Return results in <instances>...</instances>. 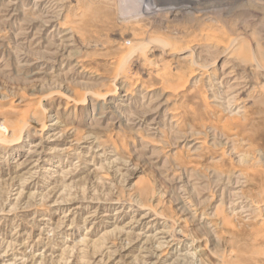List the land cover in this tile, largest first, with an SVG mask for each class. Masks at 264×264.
I'll use <instances>...</instances> for the list:
<instances>
[{"label":"rangeland","instance_id":"374dc122","mask_svg":"<svg viewBox=\"0 0 264 264\" xmlns=\"http://www.w3.org/2000/svg\"><path fill=\"white\" fill-rule=\"evenodd\" d=\"M165 1L0 0V264H264V0Z\"/></svg>","mask_w":264,"mask_h":264},{"label":"bare ground","instance_id":"6f19581e","mask_svg":"<svg viewBox=\"0 0 264 264\" xmlns=\"http://www.w3.org/2000/svg\"><path fill=\"white\" fill-rule=\"evenodd\" d=\"M165 1V0H164ZM198 1V0H197ZM210 1V0H209ZM168 2V1H167ZM173 2V1H172ZM174 3H175V1H174ZM202 3V2H201ZM207 3V2H206ZM205 3V4H206ZM214 3V2H213ZM158 4H160V5H163L164 6V4H166V1L165 2H163V0H120V14H122V16H131V15H135V17L136 18H139V17H141V16H144V14H150V13H154V14H157V13H161V12H165V13H175V11H174V9L173 8H164V7H159V5ZM173 4V3H172ZM196 6H198V5H196ZM190 7V6H189ZM183 8H184V6H183ZM185 9V8H184ZM183 9V10H184ZM186 10V9H185ZM190 10V9H189ZM179 12H181V11H179ZM185 13V12H184ZM187 13V12H186ZM187 14H189V12L187 13ZM192 14V13H191ZM158 15V14H157ZM121 16V15H120ZM137 16H139V17H137ZM173 16V15H172ZM176 16V15H175ZM35 17V16H34ZM131 18H132V16H131ZM130 18V19H131ZM134 18V17H133ZM123 19V18H122ZM125 19V18H124ZM141 19V18H140ZM139 19V20H140ZM142 19H143V17H142ZM137 24H139V23H137ZM194 42V41H193ZM236 44V43H235ZM235 46V45H234ZM233 47V46H232ZM174 48V47H173ZM177 50V49H176ZM199 51V50H198ZM205 51V50H204ZM228 51V50H227ZM193 63V62H192ZM200 67V66H199ZM205 68V67H204ZM198 70H200V69H198ZM202 70H203V68H202ZM202 70H200V71H202ZM202 75V74H201ZM214 76V75H213ZM209 77V76H208ZM227 77V76H226ZM231 77V76H230ZM211 78V77H210ZM216 78V77H215ZM228 78V77H227ZM226 78V79H227ZM219 79V78H218ZM224 81H225V79H224ZM211 83H212V81H211ZM214 83V82H213ZM220 83H224V82H220ZM227 83V82H226ZM218 84V83H217ZM228 84V83H227ZM219 85V84H218ZM221 86V85H220ZM235 86V85H234ZM219 87V86H218ZM237 87V86H236ZM223 88V87H222ZM225 88V87H224ZM117 89V88H116ZM232 89H234V88H232ZM229 90H230V88H229ZM215 91V90H214ZM228 91V90H227ZM221 92V91H220ZM225 92V91H224ZM214 94H216V93H214ZM223 95V94H222ZM225 95H227L226 94V92H225ZM215 98V97H214ZM221 98V97H220ZM223 98V97H222ZM221 98V99H222ZM216 99V98H215ZM222 100H224V98L222 99ZM219 101V100H218ZM224 103H225V100L223 101ZM223 103V104H224ZM227 104V103H226ZM228 108V107H227ZM232 115V114H231ZM225 149V148H224ZM242 158V157H241ZM248 158V157H247ZM261 160V159H260ZM248 162V161H247ZM246 164V163H245ZM248 164V163H247ZM246 164V165H247ZM241 182V181H240Z\"/></svg>","mask_w":264,"mask_h":264}]
</instances>
